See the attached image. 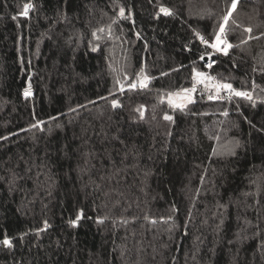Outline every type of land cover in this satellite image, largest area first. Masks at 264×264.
<instances>
[{
  "label": "trees",
  "instance_id": "obj_1",
  "mask_svg": "<svg viewBox=\"0 0 264 264\" xmlns=\"http://www.w3.org/2000/svg\"><path fill=\"white\" fill-rule=\"evenodd\" d=\"M231 4L0 0V264H264V0ZM230 10L211 71L252 99L174 105Z\"/></svg>",
  "mask_w": 264,
  "mask_h": 264
},
{
  "label": "built area",
  "instance_id": "obj_2",
  "mask_svg": "<svg viewBox=\"0 0 264 264\" xmlns=\"http://www.w3.org/2000/svg\"><path fill=\"white\" fill-rule=\"evenodd\" d=\"M224 26V31L221 33L220 32V29L218 31V34L220 36V40H227V36H226V33H227V30H228V23H225L223 22L222 24ZM196 33H199V32H196ZM200 36H203L207 41L208 43L205 44L201 39H200ZM200 36H197V39L199 40L200 44H201V47L203 48V52H202V55H207V59L201 61V66L199 67H196L194 68L193 70V78H194V81H195V87H192V88H189V89H194V91L191 92V96H194L195 94V89L196 87L198 86H204L210 82H212V86H213V89L211 90V92H207L206 93V96L207 98L209 97H213L211 100H219V99H229V98H232L233 95H235V92L239 91V92H248L250 95H251V92L247 91V90H241V89H233L230 91L229 89H226V88H223V87H220V85H223V84H228L226 82H223L221 80H216L214 79V76H213V73L211 71V68L213 66L216 65V61H217V58L215 56V53H216V50L215 48H213L211 45L212 44H215L217 43L216 40H212L210 38H208L207 36L203 35L200 33ZM209 65H211L209 67ZM197 73H202L203 75H197ZM29 90L31 92V95L29 96H25V90ZM206 90V89H205ZM35 95V89H34V86H33V83H32V79H31V74H28L27 77H26V84L25 86L23 87L22 89V96L23 97H33ZM210 99V98H209Z\"/></svg>",
  "mask_w": 264,
  "mask_h": 264
},
{
  "label": "snow or ice",
  "instance_id": "obj_3",
  "mask_svg": "<svg viewBox=\"0 0 264 264\" xmlns=\"http://www.w3.org/2000/svg\"><path fill=\"white\" fill-rule=\"evenodd\" d=\"M236 4H237V0H232V4H231V9H235L236 8ZM34 7V5L33 4H31V3H26V4H24V6H23V10L19 13V15H21V16H24V17H27L28 15H29V10L31 9V8H33ZM160 12L161 13H163V14H165V15H171L172 14V11H171V9H169V8H167V7H164V6H161L160 7ZM124 14H125V9L123 8V7H121L120 8V15L121 16H124ZM231 16V10L227 13V15H225L224 17H223V20H224V22L225 23H227V21H228V19H229V17ZM15 18V17H14ZM98 31H104V29H98ZM224 31V26L223 25H221L220 26V32L222 33ZM248 31H251V29H248ZM94 35H95V33H94ZM196 35L197 36H200V33H196ZM99 38V37H98ZM200 39L205 43V44H207L208 43V41L203 37V36H200ZM216 41H217V43L216 44H212L211 46L213 47V48H216V47H218V45L220 44V43H223V41H221L220 40V36H219V34H217V36H216ZM228 47H231V45H228ZM221 51H223V52H225V54L227 53V48H222V49H220ZM201 59H203V57H201ZM211 65H209V67H210ZM197 75H203L202 73H197ZM123 86H121V88H122ZM130 87H132V88H134V87H136V85L135 84H132V85H130ZM220 87H223V88H226V89H229L230 91L232 90V86L230 85V84H223V85H220ZM184 92H186V93H190V92H192V91H194V89H185V90H183ZM235 94L237 95V96H244V97H246V98H248V99H252V96L248 93V92H239V91H237V92H235ZM29 95H31V92L29 91V90H25V96H29ZM170 95H179V93H176V94H170ZM187 99H190V97H186ZM210 99H212L213 97H209ZM171 102V101H170ZM114 104L116 103L115 101L113 102ZM178 107H183L184 105L183 104H179V105H177ZM225 114H227V113H225ZM166 119H171V117H168V116H166L165 117ZM33 127H35V125H33ZM82 216H83V210H81L80 211V213H78L77 214V216H76V218H75V220H72V221H70V223L71 224H73V225H77V223H78V221L82 218ZM45 223V226L47 227V221H45L44 222ZM0 243H3L4 245H7V246H11L12 245V241H11V239H9V238H7V237H5L2 241H0Z\"/></svg>",
  "mask_w": 264,
  "mask_h": 264
},
{
  "label": "rangeland",
  "instance_id": "obj_4",
  "mask_svg": "<svg viewBox=\"0 0 264 264\" xmlns=\"http://www.w3.org/2000/svg\"><path fill=\"white\" fill-rule=\"evenodd\" d=\"M228 28H229V24H228ZM101 29H104V31L101 32V31H98L97 30L96 33H95V39L96 40H100L103 36H109L110 33H111V28L110 27H103ZM219 29H220V27H219ZM217 34H218V32H217ZM217 34H216V36H217ZM226 35H227V33H226ZM214 40H216V37L214 38ZM221 41H223V43H220L218 45V47L215 48L216 52H223L220 49H222V48H228V45L230 44L226 39L225 40H222L221 39ZM94 45L96 46L97 43L94 44ZM149 81H150L149 75L144 70H141L135 80H133V81H130L129 80L128 81V77H127V79H125L123 81H120L119 82V90L120 91H123L126 88H130V85H132V84H135L136 87L137 86H147L148 83H149ZM212 85H213L212 82H210V83L202 86V88L206 89L207 92H209L210 90L213 89V86ZM121 86H123V87L121 88ZM183 90H185V89L178 90V91H173L171 93H168L169 100L174 105H176V106L179 105V104L185 105L186 103H188V102H190L192 100L191 92L190 93H186ZM176 93H179V95L178 96L177 95H170V94H176ZM186 97H190V99H187ZM114 101L116 102L115 104H117L118 98H114L113 99V102Z\"/></svg>",
  "mask_w": 264,
  "mask_h": 264
},
{
  "label": "water",
  "instance_id": "obj_5",
  "mask_svg": "<svg viewBox=\"0 0 264 264\" xmlns=\"http://www.w3.org/2000/svg\"><path fill=\"white\" fill-rule=\"evenodd\" d=\"M201 57H203V59H201V58H200V59H201L202 61H204V60L207 59L208 56H207V55H203V56H201Z\"/></svg>",
  "mask_w": 264,
  "mask_h": 264
}]
</instances>
